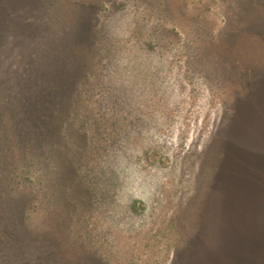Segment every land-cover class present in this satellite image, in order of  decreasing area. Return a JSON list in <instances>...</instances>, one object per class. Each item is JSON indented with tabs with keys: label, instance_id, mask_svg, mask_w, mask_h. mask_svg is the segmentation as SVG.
<instances>
[{
	"label": "rangeland",
	"instance_id": "374dc122",
	"mask_svg": "<svg viewBox=\"0 0 264 264\" xmlns=\"http://www.w3.org/2000/svg\"><path fill=\"white\" fill-rule=\"evenodd\" d=\"M0 264H264V0H0Z\"/></svg>",
	"mask_w": 264,
	"mask_h": 264
},
{
	"label": "trees",
	"instance_id": "16d2710c",
	"mask_svg": "<svg viewBox=\"0 0 264 264\" xmlns=\"http://www.w3.org/2000/svg\"><path fill=\"white\" fill-rule=\"evenodd\" d=\"M49 96V95H48ZM47 95L45 96V100H47V102H51V100H52V97L51 96H49L48 97ZM46 102V104H49V103H47ZM46 106H48V105H46Z\"/></svg>",
	"mask_w": 264,
	"mask_h": 264
}]
</instances>
